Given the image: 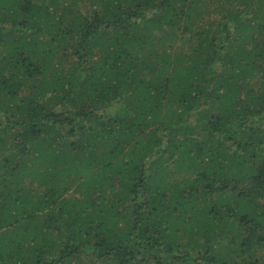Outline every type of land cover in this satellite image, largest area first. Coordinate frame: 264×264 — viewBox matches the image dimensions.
Instances as JSON below:
<instances>
[{
	"label": "trees",
	"instance_id": "trees-1",
	"mask_svg": "<svg viewBox=\"0 0 264 264\" xmlns=\"http://www.w3.org/2000/svg\"><path fill=\"white\" fill-rule=\"evenodd\" d=\"M89 1L0 0V264H264V0Z\"/></svg>",
	"mask_w": 264,
	"mask_h": 264
},
{
	"label": "rangeland",
	"instance_id": "rangeland-1",
	"mask_svg": "<svg viewBox=\"0 0 264 264\" xmlns=\"http://www.w3.org/2000/svg\"><path fill=\"white\" fill-rule=\"evenodd\" d=\"M81 5H83V3L81 4ZM95 8H90V1L89 0H86V3H85V6H84V8L82 9V11L83 12H90V13H93V10H94ZM180 44H181V41H178V42H175L174 44H173V47L175 48V47H179L180 46ZM184 46V45H183ZM25 181H28L27 182V187L30 185V187L31 188H33V187H37V183L36 182H31L30 181V179L29 178H26L25 179ZM28 189V188H27ZM30 189V188H29ZM126 205H131V204H129V202L128 203H126ZM129 207V206H128Z\"/></svg>",
	"mask_w": 264,
	"mask_h": 264
}]
</instances>
